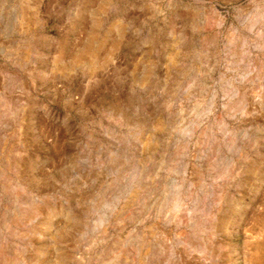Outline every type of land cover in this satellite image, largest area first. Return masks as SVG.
Wrapping results in <instances>:
<instances>
[{"label": "rangeland", "instance_id": "1", "mask_svg": "<svg viewBox=\"0 0 264 264\" xmlns=\"http://www.w3.org/2000/svg\"><path fill=\"white\" fill-rule=\"evenodd\" d=\"M0 264H264V0H0Z\"/></svg>", "mask_w": 264, "mask_h": 264}]
</instances>
